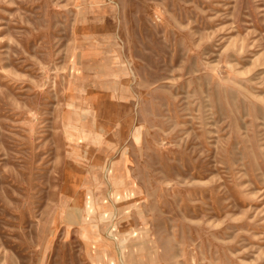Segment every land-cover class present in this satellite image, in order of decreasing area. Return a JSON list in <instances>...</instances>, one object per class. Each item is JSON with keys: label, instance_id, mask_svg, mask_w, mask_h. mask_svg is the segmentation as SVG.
Returning <instances> with one entry per match:
<instances>
[{"label": "rangeland", "instance_id": "1", "mask_svg": "<svg viewBox=\"0 0 264 264\" xmlns=\"http://www.w3.org/2000/svg\"><path fill=\"white\" fill-rule=\"evenodd\" d=\"M0 264H264V0H0Z\"/></svg>", "mask_w": 264, "mask_h": 264}]
</instances>
